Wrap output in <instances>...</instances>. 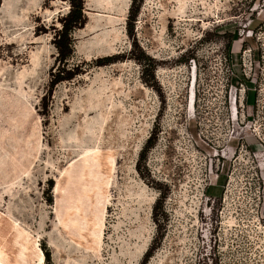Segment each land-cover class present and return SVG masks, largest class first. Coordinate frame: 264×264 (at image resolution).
<instances>
[{
	"label": "rangeland",
	"instance_id": "rangeland-1",
	"mask_svg": "<svg viewBox=\"0 0 264 264\" xmlns=\"http://www.w3.org/2000/svg\"><path fill=\"white\" fill-rule=\"evenodd\" d=\"M82 1L0 0V264H264V0Z\"/></svg>",
	"mask_w": 264,
	"mask_h": 264
},
{
	"label": "bare ground",
	"instance_id": "bare-ground-1",
	"mask_svg": "<svg viewBox=\"0 0 264 264\" xmlns=\"http://www.w3.org/2000/svg\"><path fill=\"white\" fill-rule=\"evenodd\" d=\"M104 129H105V127L103 125H101V127H99L97 130L96 129L92 130V132H95V139H96L97 143L99 141L103 140V138H104L103 137ZM82 131H83L82 133H84L85 129H83ZM79 132L81 134V131H79ZM80 134H77V137L75 136L76 139H78L79 141L82 138ZM83 136H85V135H83ZM99 149H100V145H96L95 147L85 148L84 151L81 153V156L84 158L85 161H84V166L81 168V170L79 172H77L76 174H73L71 176V178H72L71 184L72 183L73 184L76 183V184H78V187L76 188V191H71L69 193V199H70V204L68 205L69 213L76 214L74 212L76 211L77 207H81V206L84 207V205L82 203L83 198L84 197H87L89 199L91 198L90 197L91 196V192L94 190L93 185L96 183V181L94 179L95 178L97 179L96 176H98L99 172L97 170H96L97 171L96 173L93 172L94 175H95V178L91 179V178H89L90 175H93L91 173V171H92L91 169H90V171H86L85 174H83L82 171H83L86 163H88L91 160L92 157L90 155L92 153H97L99 151ZM93 158H94V163L97 162L96 160H97L98 156L96 154L93 156ZM92 169H94V168H92ZM94 171H95V169H94ZM112 183H113V181H112ZM107 186H109V185H107ZM84 191H86L87 193L85 194ZM94 191L98 192L97 195H96V196H98V194L101 192V189L99 190V189L95 188ZM110 191H112V189Z\"/></svg>",
	"mask_w": 264,
	"mask_h": 264
},
{
	"label": "trees",
	"instance_id": "trees-1",
	"mask_svg": "<svg viewBox=\"0 0 264 264\" xmlns=\"http://www.w3.org/2000/svg\"><path fill=\"white\" fill-rule=\"evenodd\" d=\"M71 2L73 5L72 10L70 11L69 15L63 20V27L58 33L60 37L57 41V46L60 50L59 57H61L60 58L61 61L66 60L72 54L71 32L76 27L82 26L86 21L85 15L83 12V9H84L83 1L82 0H71ZM60 80L61 78L53 82L57 83Z\"/></svg>",
	"mask_w": 264,
	"mask_h": 264
}]
</instances>
